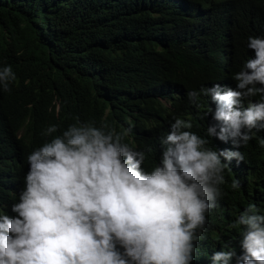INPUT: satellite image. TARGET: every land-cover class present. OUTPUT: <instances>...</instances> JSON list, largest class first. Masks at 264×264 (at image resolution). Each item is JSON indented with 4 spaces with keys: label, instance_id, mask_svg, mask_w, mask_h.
Here are the masks:
<instances>
[{
    "label": "trees",
    "instance_id": "trees-1",
    "mask_svg": "<svg viewBox=\"0 0 264 264\" xmlns=\"http://www.w3.org/2000/svg\"><path fill=\"white\" fill-rule=\"evenodd\" d=\"M250 36L264 38V0H0V70L11 66L16 77L9 91L0 88V204L24 178L7 160L15 132L23 127L25 141H15L28 153L48 127L59 132L68 114L92 112L90 121L98 122L108 109L106 125L130 129L134 141L124 142L144 152L147 172L159 165L161 141L176 118L208 139L206 147L227 149L231 140L207 136L210 125L219 131L220 122L205 115L216 104L183 102L173 89L185 81L200 90H238L233 76L254 58ZM251 135L235 149L243 160L224 170L218 206L197 229L191 264H212L221 250L242 255L244 227L231 225L249 204L264 214V129Z\"/></svg>",
    "mask_w": 264,
    "mask_h": 264
},
{
    "label": "clouds",
    "instance_id": "clouds-1",
    "mask_svg": "<svg viewBox=\"0 0 264 264\" xmlns=\"http://www.w3.org/2000/svg\"><path fill=\"white\" fill-rule=\"evenodd\" d=\"M247 46L254 58L233 76L238 90H221L219 84L200 90L185 81L173 89L183 102L201 98L216 104L205 115L220 122L219 131L210 125L207 136L231 140L227 149L206 147L208 139L176 118L161 141L159 165L147 172L144 152L124 142L134 141L130 129L117 132L106 125L108 109L98 122L90 121L92 112L68 114L59 132L48 127L28 153L15 141H25L23 127L18 129L7 160L24 178L8 187L9 197L0 204V264H191L197 229L218 206L224 170L231 160H243L235 149L252 139L253 129H264V38L250 36ZM15 79L11 66L0 70L4 91ZM159 100L170 107L165 98ZM231 226L244 227L243 253L214 252L212 264H230L233 258L236 264H264V214L249 204Z\"/></svg>",
    "mask_w": 264,
    "mask_h": 264
},
{
    "label": "rangeland",
    "instance_id": "rangeland-1",
    "mask_svg": "<svg viewBox=\"0 0 264 264\" xmlns=\"http://www.w3.org/2000/svg\"><path fill=\"white\" fill-rule=\"evenodd\" d=\"M163 101V100H162Z\"/></svg>",
    "mask_w": 264,
    "mask_h": 264
}]
</instances>
